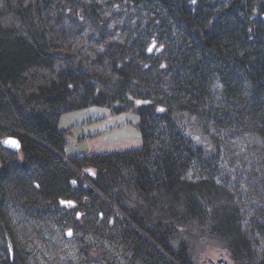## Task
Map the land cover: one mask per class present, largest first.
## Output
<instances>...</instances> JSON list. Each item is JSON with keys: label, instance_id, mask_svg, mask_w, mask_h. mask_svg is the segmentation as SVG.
<instances>
[{"label": "rangeland", "instance_id": "rangeland-1", "mask_svg": "<svg viewBox=\"0 0 264 264\" xmlns=\"http://www.w3.org/2000/svg\"><path fill=\"white\" fill-rule=\"evenodd\" d=\"M177 1L187 4L190 0ZM243 1L253 7L256 15L261 14L264 0ZM219 3L220 8L223 4L227 7L229 0H219ZM22 4L20 0H12L10 5L0 0V40L12 33L27 37V29L34 26L37 36L43 37L52 46L57 66L55 70H45L43 75L37 73L32 76L33 72L29 71L22 77L24 81L20 78L17 82L5 84L0 78V264L157 263L153 248H146L141 241L128 237L122 223L111 211L101 208L99 202L88 207L85 205V201L90 203L93 199L81 196V183L73 189L63 184L62 189L50 190L48 185H44L51 165L37 154H32L29 144H42L55 154L54 165H64L71 173L75 171L91 187L93 196L111 203L106 192L101 191L92 180L98 175L94 168L84 167L81 170L72 162L68 161L66 165L60 159L65 157L64 154L71 160L82 153L93 155L142 148L143 139H130L128 131V128L135 131V126L141 124L139 113L145 118V128L151 123L150 117L175 118L187 127V133L200 148L216 155L220 161L217 183L224 187L228 182L229 187L225 189L228 194L224 200L232 196L235 201L247 206L245 231L252 246L244 259L234 262L229 249L217 244V240L211 239L210 231L203 232L199 224L193 230L190 228L192 232L185 228L172 236L167 233L161 235L166 232L168 227L165 224L169 222L150 219L144 234L157 232L161 236L156 239L173 251L189 247L194 264H205L206 256L214 251L226 256L231 264H264V234L258 232L259 227L264 232V180L253 177L259 161L258 154L255 161L249 157L258 149L252 140L240 138L235 129L238 126L236 119L230 124L222 116L211 115V110L216 111L220 106L227 105L226 102L234 101L228 98L220 82L215 81L209 88L207 112L194 108L195 102L190 96L185 100L187 103L191 100L193 107L184 112L176 111L174 97L177 98V95L171 90L174 86L172 74L162 73L161 67L164 63L170 65L178 55L176 47L182 44V30L175 19L169 18V10L163 1L27 0ZM66 8L70 12H64ZM257 22L251 23L256 29ZM153 41L158 42L157 47L164 48L163 53H146ZM7 42L13 46L12 40ZM124 57L129 60L128 64L122 63ZM133 61L140 65L139 71L133 67ZM74 62L76 67L86 68V82H94L101 88V93L121 98L122 102L120 105L90 106L63 113L58 130L67 132L70 139L67 138L62 154L45 144L31 127L25 129L20 110L23 108L26 111L24 117L28 119L27 123L33 114H38L43 121L55 123L54 114L63 111V107L52 106L43 97L29 104L28 98L35 86L62 78L67 65ZM130 79L126 97L122 93L123 85ZM86 94L83 89L69 97L64 92L63 96L68 97V103L73 106L79 104ZM135 103L143 106L137 107ZM159 109L162 110L159 112ZM14 133L19 134L24 145L17 153L2 146L5 138ZM137 136L141 138L140 133ZM63 160L66 161V158ZM120 173L119 183L123 184V190H127L135 178L133 172L126 169ZM130 187V197L122 195L126 204L132 199L135 202L143 200L134 192L133 186ZM69 190L72 200L79 203L78 208L70 211L61 206L62 200H66L64 192ZM139 200L136 203L141 207H149L150 202ZM77 212L81 213V219L76 216ZM118 212L123 214L124 210L119 209ZM99 214L103 215L102 219ZM69 228L74 230L71 238L66 236ZM143 238L149 240L148 237ZM159 242L156 241L153 247L160 249Z\"/></svg>", "mask_w": 264, "mask_h": 264}, {"label": "trees", "instance_id": "trees-1", "mask_svg": "<svg viewBox=\"0 0 264 264\" xmlns=\"http://www.w3.org/2000/svg\"><path fill=\"white\" fill-rule=\"evenodd\" d=\"M25 1L20 0V4L23 5ZM162 1L169 10V18L175 19L182 30V44L176 47L178 55L170 65L164 63L161 67L162 73L172 74L174 86H171V90L177 95V98L174 97L176 111L184 112L188 107H193L191 100L188 103L185 100L190 96L195 102L194 108L207 112L209 88L215 81L222 83L228 98L234 101L226 102L227 105L220 106L216 111L210 109L211 115H217V118L222 116L230 124L233 119L237 120L235 129L240 138L252 140L258 149L249 156L253 161L256 154L259 157L253 177L264 180V20L261 16L264 7L260 9L261 14L256 15L253 7L246 5L243 0H229L227 7L223 4L221 8L219 0H190L187 4L177 0ZM5 2L10 5L12 0ZM64 12H70V9L66 8ZM256 22L257 29L251 25ZM27 30V37L12 33L10 37L0 40V78L5 84L19 81L29 71L33 72V76L56 69L57 57L52 52V46L46 39L37 36L34 26ZM6 39L12 40L13 46H9ZM122 60L123 64L129 63L126 57ZM132 64L139 71L140 65L134 61ZM76 65L75 62L69 63L62 78L35 86L28 98L29 104L43 97L46 103L57 108L63 107V111L54 114L55 123L41 120L38 114H33L27 123L26 111L23 108L20 110L25 129L31 127L45 144L62 154L68 138L67 132L58 130V121L63 113L122 102L121 98L101 93V88L94 82H86V68ZM131 80L123 85L122 93L126 97ZM83 89L87 94L81 97L79 104L70 105L67 98ZM63 91L68 94L67 98L63 96ZM139 114L142 118V148L94 153L82 159L68 160L81 170L84 167L94 168L98 175L91 172L95 176L92 180L101 191L106 192L111 201L103 202L99 196L92 195L90 186L84 188L82 185L81 196L93 199L90 203L85 201V205L88 207L91 203L99 202L101 208L111 211L120 220L128 237L133 241H141L146 248L152 247L154 258L157 259V263L152 264H194L188 252L189 247L173 251L156 238L166 233L172 236L185 228L192 232L198 224L203 232L207 229L210 231L211 239L217 240V244L229 249L234 262L244 259L252 246L245 231L247 206L235 201L232 196L224 200L228 194L225 189L229 187L228 182L224 187L217 183L219 159L200 148L187 133V127L175 118L150 117L151 123L145 128V118ZM11 136L20 137L15 133ZM29 144L32 154H37L51 165L44 185H48L50 190L62 189L63 184L71 188L75 177L73 172L69 168L66 170L64 165H54L55 154L42 144ZM126 169L131 170L135 177L129 185L133 186L140 199L150 202L149 207H141L136 203L139 199L136 202L132 199L126 204L122 195L130 197L131 187L128 185L127 190H123V184L118 179L120 172ZM79 181L82 183V180ZM119 209H123L124 213L120 214ZM150 219L160 223L169 222L165 224L168 227L166 232L161 235L157 232L144 234L147 220ZM258 232L264 234L262 227H259ZM142 236L149 240L145 241ZM156 241L162 249L153 247Z\"/></svg>", "mask_w": 264, "mask_h": 264}, {"label": "water", "instance_id": "water-1", "mask_svg": "<svg viewBox=\"0 0 264 264\" xmlns=\"http://www.w3.org/2000/svg\"><path fill=\"white\" fill-rule=\"evenodd\" d=\"M263 20H264V13L261 15ZM158 46V42L157 41H154L153 44L147 49L146 53H148L149 55H152L155 51L158 52V53H161L163 48L162 47H157ZM162 109H159V111H161ZM9 140H12V141H15V144H9V143H6V141H9ZM2 146L3 147H7L9 149H11L13 152L17 153L19 150H21L23 148L24 145H22V141L20 139V137L18 136H9L7 137L3 142H2ZM76 184V183H75ZM85 188H87V185L84 184L83 185ZM63 203H61V206H66L68 204L70 205H74L75 202H68V201H62ZM70 232L72 233L71 235H68L69 231L66 232V236L68 238H71L72 235H73V231L70 230Z\"/></svg>", "mask_w": 264, "mask_h": 264}, {"label": "flooded vegetation", "instance_id": "flooded-vegetation-1", "mask_svg": "<svg viewBox=\"0 0 264 264\" xmlns=\"http://www.w3.org/2000/svg\"><path fill=\"white\" fill-rule=\"evenodd\" d=\"M75 183H76V182H75ZM75 183L72 185V187H71L72 189H73V187H79V186H78V185H79V182L77 181V184H75ZM64 195H65V197H66V200H68L69 202H70V201H73V200H72V197H71L72 194H71V191H70V190L67 191V192H64ZM74 201H75V205H73V206H71V205H66L65 208L69 209V211L72 210V209H74V208H78V204H79V203H78L76 200H74ZM71 207H72V208H71ZM76 216H77L78 218L81 219V213L77 212ZM102 216H103L102 214L99 215V217H101V219L103 218ZM69 230H72V231L74 232L73 229H70V228L67 229V231H69ZM73 235H74V233H73Z\"/></svg>", "mask_w": 264, "mask_h": 264}, {"label": "bare ground", "instance_id": "bare-ground-1", "mask_svg": "<svg viewBox=\"0 0 264 264\" xmlns=\"http://www.w3.org/2000/svg\"><path fill=\"white\" fill-rule=\"evenodd\" d=\"M207 258L204 260L205 264H225L222 259L223 256L216 254V252L214 251L213 253L210 254V256H206ZM218 257L217 262H215V259Z\"/></svg>", "mask_w": 264, "mask_h": 264}, {"label": "crops", "instance_id": "crops-1", "mask_svg": "<svg viewBox=\"0 0 264 264\" xmlns=\"http://www.w3.org/2000/svg\"><path fill=\"white\" fill-rule=\"evenodd\" d=\"M138 113V112H137ZM63 115V114H62ZM61 115V116H62ZM61 116H60V118H61ZM60 118H59V120H60ZM59 122V121H58ZM135 131L134 130H132V129H130V128H128V131L131 133V135L129 136V138L130 139H132V140H138V139H142V135H141V129H140V126L139 125H136L135 126ZM137 133H140V137L141 138H139L138 136H137ZM80 153V152H79Z\"/></svg>", "mask_w": 264, "mask_h": 264}, {"label": "built area", "instance_id": "built-area-1", "mask_svg": "<svg viewBox=\"0 0 264 264\" xmlns=\"http://www.w3.org/2000/svg\"><path fill=\"white\" fill-rule=\"evenodd\" d=\"M218 258V257H217ZM215 260H217V259H215ZM222 261L225 263V264H231L230 262H229V259L226 257V256H223V259H222ZM217 262V261H216ZM215 262V263H216Z\"/></svg>", "mask_w": 264, "mask_h": 264}, {"label": "snow or ice", "instance_id": "snow-or-ice-1", "mask_svg": "<svg viewBox=\"0 0 264 264\" xmlns=\"http://www.w3.org/2000/svg\"><path fill=\"white\" fill-rule=\"evenodd\" d=\"M139 103V102H138ZM6 143H9V144H15V141H12V140H9V141H6ZM73 183H75V181H73ZM63 203V202H62ZM72 233L69 231L68 235H71Z\"/></svg>", "mask_w": 264, "mask_h": 264}]
</instances>
